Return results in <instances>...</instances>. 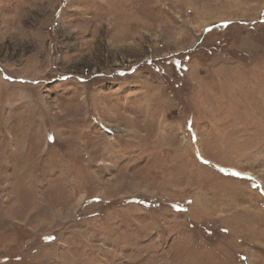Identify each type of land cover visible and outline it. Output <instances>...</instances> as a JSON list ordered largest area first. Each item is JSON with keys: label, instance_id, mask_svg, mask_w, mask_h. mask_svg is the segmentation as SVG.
I'll return each mask as SVG.
<instances>
[{"label": "rangeland", "instance_id": "374dc122", "mask_svg": "<svg viewBox=\"0 0 264 264\" xmlns=\"http://www.w3.org/2000/svg\"><path fill=\"white\" fill-rule=\"evenodd\" d=\"M263 98L264 0H0V264H264Z\"/></svg>", "mask_w": 264, "mask_h": 264}, {"label": "bare ground", "instance_id": "6f19581e", "mask_svg": "<svg viewBox=\"0 0 264 264\" xmlns=\"http://www.w3.org/2000/svg\"><path fill=\"white\" fill-rule=\"evenodd\" d=\"M236 6H237V5H236ZM261 101H264V98H263Z\"/></svg>", "mask_w": 264, "mask_h": 264}]
</instances>
